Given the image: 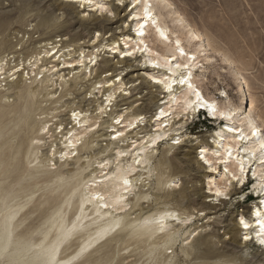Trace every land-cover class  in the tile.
<instances>
[{"label":"bare ground","instance_id":"bare-ground-1","mask_svg":"<svg viewBox=\"0 0 264 264\" xmlns=\"http://www.w3.org/2000/svg\"><path fill=\"white\" fill-rule=\"evenodd\" d=\"M50 1L30 0L29 2L40 8ZM98 2H102V0H98ZM149 2L153 6L157 23L156 26L151 23L145 26L143 38L145 43L161 57L171 54L175 49L177 39L181 41V46L190 50L192 54L203 51L205 55L199 57L202 67L193 70V80L200 87L202 95L206 99L216 100L213 95L203 92V83L206 82L208 69L218 61L215 59L216 57L225 69L229 68L228 65L224 64L222 56L217 55V53L227 54L219 50L195 29L170 0H149ZM49 8L52 9L45 16H43L44 14L40 15L37 24L33 29H30L35 33L39 32L38 48H44V51H38L35 55L31 54L25 60H19L11 66L9 65L11 59L15 58L14 55L10 56L12 53L0 57V77H2L0 78V101L9 100L8 93H6L9 92L8 90L13 91L10 95H15L16 98H21L24 103L30 104L32 102H39L40 104L50 102V104L57 105L60 98V93L56 96L57 90L64 93L61 98L72 92L70 94H73L74 97H68L67 101L70 99L76 102V98L83 93L85 96L76 102L79 104L78 106L74 107L75 104L66 106L64 110H62L64 105L49 109V105H45L39 114L41 118H38V120L40 119L38 121L40 126L35 130L31 128L36 118L33 119L30 116L32 112L29 109L30 105L24 106V103V105L20 103L21 105L17 108H9L8 111L0 107V139L4 138L1 139L0 149L2 150L5 144H8L7 148L11 146L10 139L19 135V146L23 148L20 153L15 154L16 157L18 156L16 162H23L21 159L27 155V150H31V148L28 149V145L34 151H45L44 154L42 153V156L45 157L43 161L45 163L42 160L38 161L37 153L30 162L28 161L30 157L27 158V162L33 164L29 175L34 176L33 178L36 177L32 182L34 185H38L41 181L48 185L49 182L55 184V189H52L50 193L63 188L58 197L48 195V190L45 191L44 189L43 193L41 192L43 196L46 195L44 208L38 207L36 210L29 208L27 210L33 198V191L29 194H25L24 191H17L8 196V194H4L5 187L2 188L0 184V264H90V259L93 257L95 261L96 257H107L110 255L109 253L113 255L115 251L118 255L134 245L142 251L144 248L150 247L142 256H147L146 260L151 262L154 260L153 251L159 250V254L162 256L154 264H228L232 262L233 264H264V252L254 253L250 259H242L241 257L237 259L239 251H236L241 247H248L252 243L260 249H264L256 242L255 233L259 229L255 225V220L258 217L253 215L255 207L259 206L260 197L256 196L255 193L252 194L258 198V201L239 215V219L243 217L250 223L251 229H243L238 219L228 230H224V234L230 233V236L227 238L228 241H223L219 248L217 247L218 242L214 243L212 237L216 236L215 228H222L223 225L221 224L224 221L218 220L216 217L213 218L214 220L211 218L212 221H210L209 216L224 209L228 204L227 201L232 202V197L239 194L240 189H234L230 199L216 198L213 193L209 192V186L210 182L213 181L220 183L222 171L210 173L198 157L190 165L192 150L195 149L200 152L201 148H208L210 155L216 147L213 143L215 133L220 131L226 122L218 121L223 124L213 130L208 138L202 136L189 137L185 133L187 122L182 118L177 121L172 114L176 105L169 108L171 101L168 93L164 92L162 85L154 84L148 79L149 73L156 76L168 75L167 70L146 66L145 57L140 54L121 59L119 52L114 53L111 50L116 47L123 51L124 41L134 39L132 32L129 30L119 31L117 33L119 37L111 39V43L104 45L101 51H97L100 47V40L95 38L91 44L87 45L91 51H87L85 54V50L81 47L84 42H81L80 39L82 37L88 38L94 32L96 34L97 31L104 32L108 25L122 21L121 18L113 21L99 13H90L85 18L83 11H88L86 10L88 9L87 6L81 9L72 0H59V3L51 4ZM55 10L63 11L64 21L62 23H51L50 16ZM13 16L15 17L14 14ZM14 17L10 14H0V34L4 25H8L9 22L12 25L20 23V21H16L17 19L13 21L16 18ZM75 23L79 24L80 29L72 33ZM156 27L165 32L169 39H163L156 31ZM190 30L197 34L200 39L190 37L188 34ZM25 34H27L26 31L23 35ZM53 37H61V39L58 42H51ZM120 38L122 44L119 43ZM90 41L91 39L87 42ZM59 42L61 44L57 46ZM74 43L76 44L74 45ZM4 45L9 46L10 44L4 43ZM49 46L52 47L48 48ZM71 46L74 48L64 51ZM94 49H96L95 52H93ZM109 52H111L110 56L104 58L105 53L109 55ZM82 54L83 63H81ZM116 54H118L117 57L112 56ZM93 56L96 57L95 64L90 63V58ZM234 66L236 72L243 74L235 62ZM135 73L136 75H134ZM92 74L95 76L92 77ZM218 74H227L233 79L234 84H236L235 94L239 104L244 97L241 96L240 85L231 74V69L226 72L221 68ZM121 75L123 76L121 77ZM38 76L40 77L38 78ZM117 76L121 77L119 81L114 80ZM27 80H30V83H27ZM138 80L139 83H137ZM4 81L5 83L2 84ZM134 83L137 84L132 85ZM79 85L85 88L81 89V92L78 91L80 88L77 89ZM128 85L130 87L127 88ZM5 87L7 88L5 89ZM143 89H151V91L146 96L135 99V103L139 100L143 102L140 103L139 108L130 111L133 103L129 99L142 92ZM177 91H179V86H177ZM244 91L248 92V88H245ZM152 92H159L163 96L157 100V102H161L155 109V114L151 116L149 121H146V114H148L152 104L150 102L153 98ZM88 93L91 95L87 97ZM39 96L42 97L40 99L44 100L40 101ZM109 96L113 97L110 104L106 100V97ZM223 98V102L216 101L223 104L226 97ZM252 98L250 96L246 101L249 108L252 107ZM227 99H230L229 96ZM84 103H87L86 106L93 103V106L90 107L91 109L84 110ZM120 106L126 107L119 109V111L114 109V107ZM161 109L168 115L161 116ZM58 110L60 111L58 112ZM66 110L67 118L56 119L63 115H59L61 112ZM89 110H91L90 114H88ZM36 111L38 112L39 109L37 108ZM73 111L81 113V125H84L85 120L90 122L89 125H84L83 128L79 127L72 119L71 113ZM246 112L247 108H245ZM254 114L257 117V124L264 129L262 112L256 107ZM141 116L143 121L136 123L134 128H126L130 121H136ZM158 116L160 117L159 121L156 119ZM191 118L195 122H200L199 118H202V121L215 122L207 116L206 110H200L198 113L190 115L187 121L190 122ZM117 119H121L119 125L115 123ZM62 121L67 122L64 124ZM178 122L184 124V127L177 129L176 124ZM34 124L37 126L36 123ZM236 126L247 130L246 123L242 125L237 121ZM45 127H47L46 132L44 131ZM147 127H150L149 131H147ZM177 131L180 132L182 140L180 145H175L172 142L173 139L177 138ZM69 133L72 135L69 136ZM225 135L228 134L225 133ZM114 136L115 139H113ZM66 137L67 139H65ZM69 140L73 143L72 147L68 146ZM188 143L194 144L190 145L188 150L181 151L180 146H186ZM65 153L67 155H64ZM196 155L199 156V153ZM155 158L156 164L152 166L151 160ZM36 161H38L37 164H34ZM18 163L15 164L14 170L12 167L8 169L9 174L4 175L2 182H13L21 178V173L17 169ZM39 163L43 164L39 166ZM70 165L72 167L68 168ZM220 167L222 168V166ZM255 167L259 174L261 171L259 165H255ZM167 169L169 172H166ZM3 171L4 169H0V175ZM155 171L156 201L162 200L164 205L168 201H175L179 204L186 202L193 207L198 206V209L196 208L198 211L196 213L194 210L187 213L185 211L180 212L176 208H168L167 205L155 210L144 209L143 205L149 203L148 191L152 187L149 186L144 190L151 181L145 182L153 176ZM197 174H201L202 180L206 181L207 189L205 192H201L200 188L196 186L192 189L186 187L188 182L190 183L192 179L197 177ZM65 175L67 177H64ZM246 176L248 181L246 185L250 184L251 186L252 182H256L252 181L251 169ZM176 179L180 181L179 187L175 185L178 183L175 181ZM172 183L174 186L171 187L169 184ZM26 186L25 189L23 188L24 190H26ZM22 193L25 195L21 197ZM41 194L39 197L42 196ZM61 194L64 195L62 198L60 197ZM194 195L197 196L196 199L192 198ZM28 196L30 198H27ZM39 197L37 196V199ZM48 210L52 211L48 214ZM34 211H38L37 218L45 217L43 225H41L45 228L37 232L36 235H33L36 232L34 230L31 233H26V230L34 226L17 231L22 222L26 220L25 216H29ZM138 211L139 213L135 214ZM261 211L264 212V209ZM198 212L204 215V218L209 217V219L205 223H200V226H195ZM67 214L70 217L67 218ZM134 214L135 216L131 218ZM194 214L195 216H193ZM210 225L213 227L209 228ZM192 227L193 230L190 231ZM223 227L227 228L228 226L224 225ZM67 229H72L70 234H66ZM192 233L195 235L192 240H189ZM187 234L189 235L185 237ZM245 234L251 237L247 242L243 240ZM178 241H181L179 247L181 255L172 263L170 253L172 254L173 251L169 254L162 251L174 249ZM120 242L121 245L117 248ZM72 246L75 248L70 253L65 254ZM130 252L132 253L133 249ZM131 253L123 259L135 256ZM93 263L95 262L92 261Z\"/></svg>","mask_w":264,"mask_h":264},{"label":"rangeland","instance_id":"rangeland-1","mask_svg":"<svg viewBox=\"0 0 264 264\" xmlns=\"http://www.w3.org/2000/svg\"><path fill=\"white\" fill-rule=\"evenodd\" d=\"M29 1L30 0H4V1L0 0V14H10L12 17H14L13 16V14H14L16 18L14 17L15 19L13 21H15L16 19H17L16 21H20V23H15L14 25H12L10 22L8 25H4L2 33L0 34V57L3 55H8L9 53H12L10 56H12V55L15 56L14 59H11V62L9 64L10 66L15 64L19 60H23V59L25 60L31 54L35 55L36 53H38V51H44L43 50L44 48H38L39 44L37 41H39V38H40V36H38L39 32L35 33V31H32L30 29H33L34 26L37 24V21L39 20L40 15L42 16L44 14L43 16H45L48 13V11L50 9H52V8H49V5L54 4V3H59V0H51L44 7L39 8V7L32 5ZM170 1L173 3L174 7L177 8V10L186 18V20L189 23H191V25L195 29H197L200 33H202L209 40V42H212L214 46H216L219 50H221L222 52H225L228 56H230L232 58V60L235 62V64L239 68V70H241L244 77L248 81V85L250 87V89L248 88V91L250 90L251 96L255 97L258 101H260L261 98L264 97V0H170ZM86 10H88V9H86ZM50 18H51L50 19L51 23H55V22L57 24L62 23L64 21L63 11L62 10H55L54 13L50 16ZM121 19H122V21H124L123 16H121ZM122 21L120 20V22H118V23L108 25L107 30H105L104 32H101L102 37H101V39H99L100 40V42H99V45H100L99 50L100 51L104 45L111 43V41H110L111 39H117L119 37V35L117 33L119 32L118 28H120L122 25ZM78 29H80L79 24L75 23V24H73V29L71 32L73 33ZM25 31L27 32V34L23 35V33ZM111 35H113V36H111ZM55 36H57V35H55ZM95 38H96V35L94 32L88 38L82 37L80 39L81 42H84V45H81V47L83 48V50H85V54L87 51H91L90 48H87V45L91 44ZM60 39H61V37H53L51 42H53V41L58 42ZM90 39H91V41L87 42ZM4 43L10 44V45L6 46V45H4ZM76 43H74V45ZM119 43L122 44L121 38L119 39ZM59 44H61V43L59 42L57 44V46H59ZM51 47L52 46H49L48 48H51ZM19 48H21V50H18ZM72 48H74V46L66 48L64 51L70 50ZM95 51H96V49L93 50V52H95ZM14 52H15V54H14ZM110 53L111 52H109V55H108V53H105L104 58L109 57ZM76 56H77V54H76ZM112 56L117 57L118 54L112 55ZM215 59L218 61H216V63H214L213 66H211L206 73V82L204 81V83H203L204 84L203 92L206 94L213 95L217 101L223 102L224 98L221 97L219 95V93H220V91H226L229 98L235 104H238V100L236 98L237 96L235 94L236 93V84H234L235 82L227 74H218L221 68L222 69H225V68L223 65H221L218 57H216ZM14 60H15V62H13ZM25 73H26V71H25ZM94 74H92V77L95 76ZM134 75H136V73ZM122 76L123 75H121V77ZM39 77L40 76H38V78ZM0 78H2V77H0ZM114 80H116V79H114ZM139 82L140 81L138 80L137 83H139ZM4 83H5V81L2 84H4ZM27 83H30V80H27ZM137 83H134L132 85H136ZM128 87H130V85H128L127 88ZM2 88H4V86H2ZM6 88L7 87H5V89ZM77 89H79L78 91L81 92V89H85V88L83 86L79 85L77 87ZM153 90H155V89H153ZM8 91L9 92H6V93H8L9 100L6 102L0 101V104L3 105V106L0 105V107H2L4 110L6 109V111H8L9 108L10 109L15 108V107L17 108V106L24 103V101L21 98H18V97L16 98L15 95H10V93H12L13 91H11V90H8ZM57 91L58 92H57L56 96L60 93V98H61V96L64 93L61 91L59 92V90H57ZM150 91H151V89L150 90L149 89H143L142 92H140L136 96H133L132 98H130L129 101L133 103L130 111H132L135 108H139L140 103L143 102L142 100H139V101H137V103H135V99H138V97H140V96L141 97L146 96L147 93H149ZM70 93H72V92H69L67 96H64L61 99L59 98V102L57 103V105L56 104L55 105L50 104V102L48 104L46 102L45 103L43 102L42 104H40L39 102H36V103L32 102L31 104L30 103H24L25 105L24 104L23 105L24 106H26V104H28L27 106L30 105L29 109L32 111V112L30 111L31 112L30 116L33 119L36 118V119H34L35 121H33V122L36 123V125H37L38 121H40V119L38 120V118H41L39 114H40V112H42L45 105H49L48 109L55 107V106L59 107V105H61V107H62L64 105L62 107L63 109L61 108L62 110H64V109H66V106L69 107V106H73L74 104H75L74 107L78 106L79 104L78 103L76 104V102L79 101L80 99L82 100L83 97L85 96V94L83 93L78 98H76V100H75L76 102H74L73 100H70V99L67 101L68 97L69 98L74 97V95L70 94ZM132 94H133V92H132ZM151 94L153 95L152 96L153 98L150 101V102H152V104L149 107L148 114H146V121H149L151 116H153V114H155V109L158 107V105L161 102V101L157 102V100L163 96L159 92H155V93L152 92ZM69 95H71V96H69ZM40 96H39V99L42 98ZM88 96H89V93L87 94V97ZM148 97H146V98H148ZM41 100H44V99H40V101ZM60 100H61V102H60ZM85 104H87V103H84V105ZM14 105H16V106H14ZM41 105H43V106L41 107ZM91 106H93V103H91L89 106L85 105L84 110H86L88 108L91 109L92 108ZM124 107H126V106L114 107V109L119 111V109H122ZM256 107L259 111L262 112V115L264 118V106H262V103H258ZM37 108L39 109L38 112L36 111ZM45 108H47V107H45ZM67 110H68V108H67ZM67 110L64 112H61L59 115H62V114L63 115L60 117H57L56 119L61 120V119L67 118V115H65ZM59 111L60 110H58V112ZM90 113H91V110H89L88 114H90ZM104 120H107V119H104ZM108 120H109V118H108ZM146 121H145V123H146ZM189 121L190 122L187 121L186 128H185V131H186L185 133L189 137L202 136L204 138H208V136L211 135L213 130L217 129L219 126H221L223 124V123H219L218 121H215V122L202 121V118H199L200 122H195V120H192V118ZM62 122L65 124L67 121H62ZM34 123L31 125V128H33V130H35L36 128H38V126H40L39 123L37 126H35ZM149 130H150V127H147V131H149ZM1 139L3 140L4 138H1ZM18 139H19V135H16V137L14 139H10V141H9V143H11V146H9L10 148L9 147L7 148L8 144H5L2 147L3 149L2 150L0 149V154H1L0 165L2 167V168L0 167V169L1 170L4 169V171L0 175L1 187L2 188L5 187L4 194H8V196H11L12 194H14L17 191H21V192L24 191L25 194L32 193V191H33L34 193H36V195H34V193H33V195H32L33 198L31 199V202H30L31 204L28 205L29 207L27 208V210L29 208H31V210H36V208H38V207L44 208L45 203H46V202H44V201H46V198H45L46 195L43 196L41 194V192L43 193V191L45 189V191L48 190V195L51 194L52 197H58L59 193L62 191L63 188L55 190V191L50 193V191L52 189H55L54 188V187H56V186H54L55 184L53 185V183L51 184L49 182V185H48V184H45L43 181L39 182L38 185L33 184L32 181H34L36 177L33 178L34 176L32 177L29 175L31 172V166L33 165V164H29V162L31 160H33L34 155L36 153H37V156L39 157L38 161L42 160V162H43L45 157L42 156V153L44 154L45 151L44 152H42L41 150H39L38 152L36 150L34 151L32 149V147H29V145H28V149L31 148V150L30 149L27 150L28 156L26 155L24 158L21 159V161H23V162L18 163V162H16L17 161L16 158H18V156L16 157L15 154L20 153L22 151V148H23V147L19 146ZM2 140L0 142H2ZM94 143H93V145H94ZM169 143H171V142H169ZM102 144H105V142H102ZM192 144H194V143H188V144H186V146H180L181 147L180 150L181 151L188 150V147ZM176 147H179V146H176ZM196 147H198V146H196ZM196 147H194V148H196ZM197 153H199V151L197 152L195 149L192 150V153L190 154V159H191L190 165L193 164L194 160L197 159V157L199 158V156L196 155ZM171 154H172V152H171ZM27 158H29L30 160H28ZM27 160L29 162H27ZM38 161L34 162V164H37ZM16 163H18L17 169H19V171L21 173V178L17 181H13V182H9V181L2 182L3 178L5 177L4 175L9 174L8 169H11L10 167H12V169L14 170ZM43 163H45V162H43ZM43 163H39L38 165L41 166ZM151 163H152V166H154L156 164V158L152 159ZM168 166H170V165H168ZM70 167H72V166L71 165L68 166V168H70ZM167 171L169 172L168 169L166 170V172ZM192 173H194V172H192ZM155 174H156V171L153 173V176L148 181L145 182V183H148L149 181H151L144 188V190H146L149 186L150 187L152 186L151 189L148 191L149 198H150L149 203H146L143 205V208L144 209L146 208V210L159 209V208L163 207V205H164V204H162V200H160V201L155 200V197H156L155 196L156 190L154 188V187H156V185H155V183H156ZM64 177H67V175H65ZM175 181L178 182L175 184L176 187H179L180 181L178 179H176ZM66 182H68V180H66ZM169 185L172 187V186H174V183L169 184ZM6 186H7V188H6ZM25 186H26V190H24ZM195 186L200 188L201 192L206 191V189H207L206 181L204 182L202 180L201 174H197V177L192 179L190 183L188 182L186 187H188L189 189H192ZM40 187H43V188L40 189ZM249 188H250V184L246 185L245 188L242 190V192H241V190H239V194H244L246 197V199L244 201H239L237 199V195H238L237 194V195L232 197V202L227 201L228 204L224 207V209L220 210V212H218L217 214H213L212 216H209L210 221H212V219L216 217V219L224 221L221 225L228 226L227 228H224L223 226H222V228H215L216 232L218 234L216 233V236H213L212 239H213L214 243L218 242L217 247L220 248L223 241H225V242L228 241L227 238H228V236H230V233L226 235V234H224V230H228L233 224H235V222L239 219V215L241 214V212L251 208L253 206V204H255L258 201V198L256 196H252V194H254V193L249 195V191H248ZM22 194L20 195L21 197L25 195V194H23V195ZM40 194L42 195L41 197H39ZM37 196L39 197L38 199H37ZM63 196L64 195L61 194L60 197L62 198ZM27 198H30V196H28ZM192 198L196 199L197 196L194 195V196H192ZM24 200H27V199H24ZM237 201H238V203H236ZM233 202H235L236 204ZM165 205H167L168 208L169 207L170 208H176L180 212L185 211L187 213L188 211L190 212V211L194 210V213H196L198 211L197 210L198 206L193 207V206L189 205L188 203L186 204V202L179 204L175 201H170V202L168 201V203H165ZM25 210H26V208H25ZM146 210H144V211H146ZM51 211L52 210H50V211L48 210V214ZM138 213H139V211L136 212L135 214H138ZM135 214L132 215L131 218H133L135 216ZM193 216H195V214ZM37 217H38V211H34L33 213L31 212L29 216L28 215L25 216L26 220H24L22 222L20 227H18L17 231L25 230L26 227L34 226L31 229L26 230V233H31L34 230L36 232H34L33 235H36L37 232H40L41 229L45 228L44 226L43 227L41 226V225H43L42 223H43V219L45 217L44 218L39 217L42 219H39ZM68 217H70L69 214H67V218ZM204 217H205L204 215H202V214H200V212H198V216H197L196 221H195L196 223H194L195 226H200L201 225L200 223L207 222L209 217H207V218H204ZM197 219H199L198 222H197ZM30 223L31 224L33 223V224L31 225ZM216 225H217V223H216ZM38 227H40L39 228L40 230L38 229ZM212 227H213V225H210L209 228H212ZM192 230H193V227L190 229V231H192ZM196 233H197V231H196ZM188 235L189 234H187L185 237H187ZM194 235H195V233H192L189 240H192ZM120 245H121V242L117 245V248H119ZM180 246H181V241H178L177 244L175 245L174 249H169L168 251H162V250L161 251L163 253H166V254H169L171 251H173L172 254L170 253V255H171V259H172L171 262L174 263L176 261V259L181 255L180 248H179ZM227 246L229 248H231V246H229V245H227ZM74 248H75V246L70 247V249H68V251L65 254L70 253ZM131 249H133V252L132 253L130 252V253L135 254V256H131L130 258L123 259L125 256L130 255L129 251H131ZM149 249H150V247L144 248V250L142 251V249H137V247L135 245L130 246L129 250H124V251L120 252V254H118V255H116L117 252L115 251V253L113 255H112V253H109L110 255H108L107 257H103V258L102 257L101 258L96 257L95 261L93 260L94 257L92 256L93 258L90 259V264H92V261L95 262L93 264H96V263L97 264H154L155 261H157V259L162 256V254H159V250H155V251H153V254H152V257H154V260L152 262L150 260L147 261L146 260L147 256H142V255H143V253L147 252ZM109 251L111 252V250H109ZM236 251L237 252L239 251V253L237 254V259H240L239 257H241L242 259L243 258L244 259L245 258L250 259L254 255V253H258V254H260L261 252L263 253L264 249H260L259 247L255 246L254 243H252V244H250V246L244 247V248L241 247L240 249H237ZM245 253H246V255H245ZM98 259H99V261H98ZM101 259H102V261H101ZM255 260H257V258H255ZM237 261L239 262V260H237ZM98 262H101V263H98ZM88 263H89V261H88ZM228 264H233V262L228 263Z\"/></svg>","mask_w":264,"mask_h":264},{"label":"snow or ice","instance_id":"snow-or-ice-1","mask_svg":"<svg viewBox=\"0 0 264 264\" xmlns=\"http://www.w3.org/2000/svg\"><path fill=\"white\" fill-rule=\"evenodd\" d=\"M73 3L78 4L81 9L87 6L88 11H83L85 18L90 13H99L101 16L115 21L121 16L124 18L122 26L118 31L123 32L129 30L134 34V39H126L123 43V51L114 47L111 49L114 53L119 52L121 59L125 57H135L140 54L145 57L146 66L153 69H166L168 75L156 76L148 74V79L152 83L162 85L164 92L168 93L169 108L176 105L172 113L176 120L181 118L187 122L190 115L198 113L200 110H206L208 117L214 121H224L223 127L220 131L215 133L213 143L216 145L215 149L209 155L208 148H201L199 152V160L205 165L210 173H218L222 171L220 176V183L210 182L209 192L213 193L216 198L230 199L234 189H240L241 192L247 184L246 174L251 169L252 182L249 188V195L255 193L259 196V206L255 207L253 215L258 217L255 220V225L259 229L255 233L256 242L259 246L264 247V129L257 124V117L255 116V109L258 103L264 106V97L258 101L255 97L252 98V107H247V99L251 96L250 90L245 92V88H249L248 81L243 74L236 72L234 62L228 55L217 53L222 56L225 65L229 68L224 69L228 72L231 69V74L235 77L236 82L240 85L241 96L244 97L239 104H234L230 99H227V92L220 91L221 97H226L225 103L220 104L216 100L206 99L202 95V91L193 80V70L202 67L199 57L205 54L200 51L198 54H192L190 50H186L181 46V41H175V49L171 54L161 57L157 52H154L150 46L145 43L143 39L145 36V26L151 23L156 26V19L153 12V6L149 0H72ZM135 25V27H133ZM156 31L160 36L168 40L165 32L156 27ZM189 36L193 39H200V37L193 31H189ZM97 40L101 39L102 33L96 32ZM97 51H100L97 49ZM178 54V55H177ZM175 62V63H174ZM211 62V61H210ZM83 63V54L81 58ZM90 63H96V57L90 58ZM121 77L117 76L119 81ZM179 86V91H177ZM127 94V93H125ZM91 95V93L89 94ZM113 97H106L108 103H111ZM245 108L247 112L245 113ZM103 111V109H101ZM161 116H167L163 109L160 112ZM72 119L76 124L83 128L84 125H89V121L85 120L84 125L80 124L81 113L73 111L71 113ZM157 121L160 117L158 116ZM143 121V117H138L136 121H130L126 128H134L136 123ZM239 121L242 125L246 123L247 130L237 127L236 123ZM117 125L121 123V119L115 121ZM184 127V124L179 122L176 124L177 129ZM47 131V127L44 128ZM227 133L228 135H225ZM72 133H69L71 136ZM176 137L173 139V144L180 145L182 140L180 132H176ZM116 137L114 136L113 139ZM67 139V137L65 138ZM223 141V143H221ZM251 141V143H249ZM155 142V141H153ZM68 146L72 147L71 140ZM64 155H67L65 153ZM255 165H259L261 171L257 172ZM222 166V168L220 167ZM237 199L244 201L246 199L244 194H238ZM239 224L243 229H251L250 223L243 217L239 219ZM75 227V225H74ZM72 229H67L66 234H70ZM251 237L247 234L243 236L245 242L249 241ZM246 255V253H245Z\"/></svg>","mask_w":264,"mask_h":264}]
</instances>
